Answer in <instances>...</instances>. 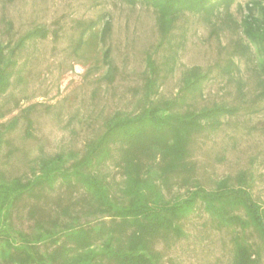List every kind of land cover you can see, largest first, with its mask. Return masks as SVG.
I'll return each instance as SVG.
<instances>
[{
  "label": "trees",
  "instance_id": "16d2710c",
  "mask_svg": "<svg viewBox=\"0 0 264 264\" xmlns=\"http://www.w3.org/2000/svg\"><path fill=\"white\" fill-rule=\"evenodd\" d=\"M113 1L154 15L133 106L98 113L79 146L53 153L30 156L14 143L33 138L37 104L4 99L26 82L29 45L58 40L59 27L40 23L17 34L4 24L0 264H189L192 256L200 264H264L258 177L245 169L205 181L196 160L200 144L221 133L264 134V125L248 124L264 113V0ZM199 25L215 54L205 65H183ZM111 32L102 14L75 20L65 35L67 55L84 77L97 74L96 85H111L119 74L106 45ZM177 71L174 92L164 95ZM214 81L232 86L233 97L206 99Z\"/></svg>",
  "mask_w": 264,
  "mask_h": 264
},
{
  "label": "rangeland",
  "instance_id": "374dc122",
  "mask_svg": "<svg viewBox=\"0 0 264 264\" xmlns=\"http://www.w3.org/2000/svg\"><path fill=\"white\" fill-rule=\"evenodd\" d=\"M102 14L108 16L112 24L106 45L111 48L119 69L111 85H96L97 74L84 77V68L67 55L66 49L65 35L75 20H88ZM6 22L12 24L17 34L40 23L59 27L60 32L58 40L50 37L29 45L34 58L28 65L26 82L12 89L4 99L9 106L12 98H18L21 107L37 104L31 114L33 138L26 142L19 138L14 141L17 146L29 148L30 156L37 155L39 149L53 153L77 147L96 125L93 117L98 113L132 108V87L139 82V73L144 69V52L155 39L154 15L150 10L139 6L130 8L113 0H0V37H6ZM213 46L207 39V28L199 25L188 39L180 61L183 65H205L215 54ZM178 77L177 71L165 83L164 95L174 92ZM233 94V87H226L224 81H214L205 88L209 100H230ZM248 124L262 127L264 113L253 116ZM200 146L196 160L203 180L252 170L258 177L254 195L264 204V134H248L244 129L238 133L229 131ZM17 168L23 169L21 165ZM186 263L200 264L193 256Z\"/></svg>",
  "mask_w": 264,
  "mask_h": 264
}]
</instances>
